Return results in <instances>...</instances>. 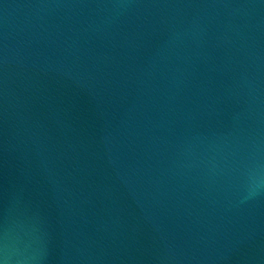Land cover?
<instances>
[{
  "label": "water",
  "instance_id": "1",
  "mask_svg": "<svg viewBox=\"0 0 264 264\" xmlns=\"http://www.w3.org/2000/svg\"><path fill=\"white\" fill-rule=\"evenodd\" d=\"M0 264H264V0H0Z\"/></svg>",
  "mask_w": 264,
  "mask_h": 264
}]
</instances>
